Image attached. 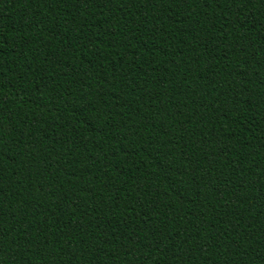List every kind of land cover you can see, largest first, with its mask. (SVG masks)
<instances>
[{
    "label": "trees",
    "instance_id": "obj_1",
    "mask_svg": "<svg viewBox=\"0 0 264 264\" xmlns=\"http://www.w3.org/2000/svg\"><path fill=\"white\" fill-rule=\"evenodd\" d=\"M0 264H264V0H0Z\"/></svg>",
    "mask_w": 264,
    "mask_h": 264
}]
</instances>
